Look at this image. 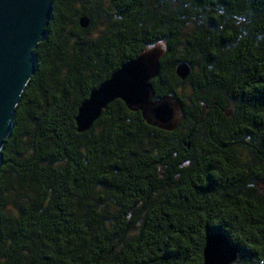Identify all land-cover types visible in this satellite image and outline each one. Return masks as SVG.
<instances>
[{
  "label": "trees",
  "instance_id": "trees-1",
  "mask_svg": "<svg viewBox=\"0 0 264 264\" xmlns=\"http://www.w3.org/2000/svg\"><path fill=\"white\" fill-rule=\"evenodd\" d=\"M47 30L2 149L0 264H203L213 232L264 264V0H53ZM157 40L180 125L116 99L77 132L90 90Z\"/></svg>",
  "mask_w": 264,
  "mask_h": 264
},
{
  "label": "water",
  "instance_id": "water-1",
  "mask_svg": "<svg viewBox=\"0 0 264 264\" xmlns=\"http://www.w3.org/2000/svg\"><path fill=\"white\" fill-rule=\"evenodd\" d=\"M52 3L53 0H0V165L17 105L37 69V56L33 50L48 35ZM79 23L86 28L89 20L82 16ZM166 49L165 40L146 43L135 58L123 63L92 88L77 108L76 131L89 130L102 111L116 99L130 111H139L147 124L165 131L176 129L183 120L180 99L173 93L156 97L151 82L159 74L160 58ZM175 73L185 80L190 68L186 63H180ZM239 252L223 233H209L203 247V264H232Z\"/></svg>",
  "mask_w": 264,
  "mask_h": 264
},
{
  "label": "flooded vegetation",
  "instance_id": "flooded-vegetation-1",
  "mask_svg": "<svg viewBox=\"0 0 264 264\" xmlns=\"http://www.w3.org/2000/svg\"><path fill=\"white\" fill-rule=\"evenodd\" d=\"M215 109V108H214Z\"/></svg>",
  "mask_w": 264,
  "mask_h": 264
}]
</instances>
